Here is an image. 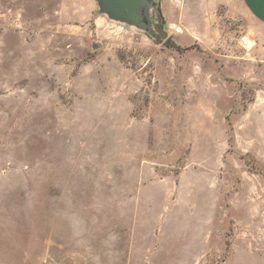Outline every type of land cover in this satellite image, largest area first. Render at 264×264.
Masks as SVG:
<instances>
[{
	"label": "rangeland",
	"instance_id": "obj_1",
	"mask_svg": "<svg viewBox=\"0 0 264 264\" xmlns=\"http://www.w3.org/2000/svg\"><path fill=\"white\" fill-rule=\"evenodd\" d=\"M150 1L151 34L97 0H0V196H39L52 264L106 263L88 224L135 211L143 264H264V25L240 0Z\"/></svg>",
	"mask_w": 264,
	"mask_h": 264
},
{
	"label": "crops",
	"instance_id": "obj_2",
	"mask_svg": "<svg viewBox=\"0 0 264 264\" xmlns=\"http://www.w3.org/2000/svg\"><path fill=\"white\" fill-rule=\"evenodd\" d=\"M240 2L258 23L264 25V0H240ZM9 188L10 185L6 187L8 191L0 196V264H30L33 256L39 260L38 262L41 261L44 264L60 262L59 254L62 245H58L59 252H56L53 247L56 244L52 242V237L49 235H39L43 244L38 247V251L34 253L32 251L30 223L36 222L37 217L32 219L23 213L25 208L29 207L30 203L27 202L31 198L34 199L33 203H36L32 207L38 208L39 196L16 191L13 185L10 191ZM138 214L139 211L133 212L135 219L131 230L127 229L126 224L118 223L108 225L107 231L104 225L102 232H99L97 228L92 231L88 224V237L91 234L94 235V241L87 247L88 256H92L93 259L99 255L108 257L107 262L103 261L102 264H143V255L144 252L148 253V247L144 250L142 229L137 225ZM97 222L94 220L95 225ZM128 233H134L133 240L129 242L126 240ZM48 238L51 241L45 242L44 240Z\"/></svg>",
	"mask_w": 264,
	"mask_h": 264
},
{
	"label": "water",
	"instance_id": "obj_3",
	"mask_svg": "<svg viewBox=\"0 0 264 264\" xmlns=\"http://www.w3.org/2000/svg\"><path fill=\"white\" fill-rule=\"evenodd\" d=\"M97 2L102 14H108L116 20L127 21L152 33L151 24L145 20L144 15L145 7L151 6L150 0H97ZM97 48L98 45H94V49Z\"/></svg>",
	"mask_w": 264,
	"mask_h": 264
},
{
	"label": "trees",
	"instance_id": "obj_4",
	"mask_svg": "<svg viewBox=\"0 0 264 264\" xmlns=\"http://www.w3.org/2000/svg\"><path fill=\"white\" fill-rule=\"evenodd\" d=\"M161 16V15H160Z\"/></svg>",
	"mask_w": 264,
	"mask_h": 264
}]
</instances>
